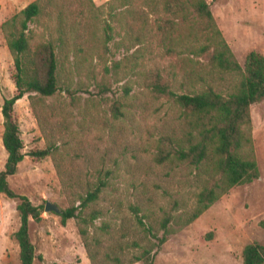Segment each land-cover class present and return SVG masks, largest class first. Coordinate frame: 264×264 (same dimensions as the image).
Returning a JSON list of instances; mask_svg holds the SVG:
<instances>
[{"label":"trees","instance_id":"obj_1","mask_svg":"<svg viewBox=\"0 0 264 264\" xmlns=\"http://www.w3.org/2000/svg\"><path fill=\"white\" fill-rule=\"evenodd\" d=\"M107 7L109 15L116 16L120 23L117 34L122 32V36L116 43L121 44L126 52L122 59L112 63L113 67L119 68L123 60L126 61L123 65L125 74L138 76L142 87L153 98H164L177 112L176 120L169 128L153 138L157 146L153 161L170 168L194 167L198 174L206 173L213 181L195 193L191 207L178 211L177 201L174 200L168 210L163 209L160 218L154 216L155 212L150 207L152 197L146 198V208L131 205L143 232L155 240L145 236L140 241L119 245L121 252L128 246L139 249L128 259L118 254L100 255L104 242L96 229L108 237L110 232L107 223L96 227L95 220L103 215L98 204L109 185L112 171L96 168L84 174L67 172L74 159L81 156L74 151V145H81L86 139L87 123H96L99 113L97 104L87 99L85 106L76 110L80 115L76 119L72 111L63 107L65 101L58 102L60 107H57L47 98L65 90L70 98L69 104L77 106L78 97L74 91L59 83V72L64 68L59 54H63L66 60V52L67 55L71 53V64L90 65L93 58L99 60L108 52V43L113 39L112 26L106 23L103 38L98 35L97 11L102 6H95L93 0H34L1 25L13 57L15 93L4 98L1 105L2 144L7 157L0 170V193L16 201L20 225L13 232V238L19 247L20 264H34V260L40 258L35 253L29 223L30 220H41L43 211L41 205L33 204L26 195L14 191L8 181L26 155L22 151L20 128L13 116L15 102L25 94L47 136L46 147L29 154L37 159L52 157L71 201L58 214L62 223L68 218L78 219V232L91 264H132L137 261L153 264L155 252L166 240L172 220L176 219L181 227L188 225L232 186L251 182L259 176L252 146L249 106L264 99V55L251 50L241 66L218 29L205 0H109ZM43 15L54 21L57 35L33 43L34 33L29 25L39 22ZM197 32L205 35L204 43H195ZM155 33H160L163 39L195 56L208 55L206 64L194 62L192 58L184 61L183 74L190 79L192 89L176 91L158 68L137 69L138 54ZM103 68L107 70L106 65ZM224 75L231 78V85L217 88L215 79ZM96 86V94L99 95L110 90L103 81ZM123 88L124 94H128L131 86L125 84ZM103 99L108 100V97ZM124 106L122 98L116 97L108 104L107 111L112 119H119L125 115ZM101 122L106 123L105 120ZM73 123L78 125V129L72 127ZM64 163L66 174L62 169ZM141 210L144 211L139 215ZM90 227H95V230L91 232ZM158 229L162 231L160 236L156 234ZM242 259V264H263L264 245L257 242L246 244Z\"/></svg>","mask_w":264,"mask_h":264},{"label":"rangeland","instance_id":"obj_2","mask_svg":"<svg viewBox=\"0 0 264 264\" xmlns=\"http://www.w3.org/2000/svg\"><path fill=\"white\" fill-rule=\"evenodd\" d=\"M32 1L0 0V170L7 157L2 144L1 105L4 98L15 93L13 57L1 25ZM108 1L93 0L95 6H102L97 11L98 35L103 38L106 23L112 26L113 39L108 43V52L103 58H93L90 65H76L71 64V53L67 55L66 52V60L63 54H59L64 62V68L59 72V83L74 91L78 97L77 106L69 104L70 98L65 90L47 100L55 106L65 101L63 107L66 111H72L76 119L80 118L76 110L85 106L87 99L97 104L99 113L96 123H87L86 139H83V144L74 145V151L81 156L74 159L67 172L84 174L96 168L112 171L109 185L101 194L98 204L103 215L95 220L96 227L107 223L110 232L108 237L96 229L104 242L100 255L118 254L128 259L137 254L139 249L128 246L121 252L119 245L140 241L145 236L155 240L143 232L131 205L146 208V198L152 197L150 207L155 212L154 216L160 218L174 200L177 201L178 211L191 207L195 193L213 180L206 173L198 174L194 167L170 168L153 161V154L157 152L156 139L153 138L169 128L176 120L177 112L164 98H153L142 87L138 76L125 74L123 65L126 61L123 60L119 68L113 67L112 63L122 59L126 52L121 44L116 43L121 39L122 32L117 34L120 32V23L116 16L109 15ZM205 1L235 60L241 66L251 50L264 55V0ZM29 27L34 33L33 43L57 35L54 21L44 15L39 22L30 23ZM179 27L182 28L183 24H179ZM204 36L197 32L195 43H204ZM188 58L202 64H206L209 59L206 54L198 57L182 50L163 39L160 33H155L147 39L138 54L137 69L158 68L163 77L172 82L173 89L183 92L192 89L190 79L183 74L184 61ZM104 65L107 70L103 68ZM102 81L110 90L99 95L96 94V84ZM215 83L217 88H227L232 80L228 75L217 76ZM125 84L131 86L128 94H124ZM107 97L108 100L103 99ZM116 97L124 101L125 115L112 119L107 111L108 104ZM249 113L259 176L251 182L232 186L188 225L181 227L176 219L172 220L166 240L155 252L153 264H242V250L246 244L257 242L264 245V99L252 103ZM13 116L19 125L22 151L26 155L8 181L14 191L26 195L33 204L41 205L43 210L41 220H30L29 223L35 253L40 256L34 260V264H91L78 232V219L68 218L62 223L57 212L44 209L46 201L55 203L60 211L67 208L71 201L52 157L37 159L29 154L35 149L45 148L47 136L39 126L27 94L15 102ZM104 120L106 123L101 122ZM72 127L78 129L76 123ZM62 169L66 174L65 163ZM15 205L14 199L0 193V264H20L19 247L13 238V232L20 225ZM89 230L93 232L95 227ZM156 234L160 236L162 231L158 229Z\"/></svg>","mask_w":264,"mask_h":264},{"label":"water","instance_id":"obj_3","mask_svg":"<svg viewBox=\"0 0 264 264\" xmlns=\"http://www.w3.org/2000/svg\"><path fill=\"white\" fill-rule=\"evenodd\" d=\"M44 209H45V211H54L57 213L60 212V209L57 207V205L55 203L50 202V201H46Z\"/></svg>","mask_w":264,"mask_h":264}]
</instances>
